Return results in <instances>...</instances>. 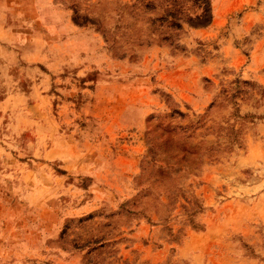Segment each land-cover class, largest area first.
Returning a JSON list of instances; mask_svg holds the SVG:
<instances>
[{
	"label": "rangeland",
	"instance_id": "rangeland-1",
	"mask_svg": "<svg viewBox=\"0 0 264 264\" xmlns=\"http://www.w3.org/2000/svg\"><path fill=\"white\" fill-rule=\"evenodd\" d=\"M0 264H264V0H0Z\"/></svg>",
	"mask_w": 264,
	"mask_h": 264
},
{
	"label": "trees",
	"instance_id": "trees-1",
	"mask_svg": "<svg viewBox=\"0 0 264 264\" xmlns=\"http://www.w3.org/2000/svg\"><path fill=\"white\" fill-rule=\"evenodd\" d=\"M207 7V6H206Z\"/></svg>",
	"mask_w": 264,
	"mask_h": 264
}]
</instances>
